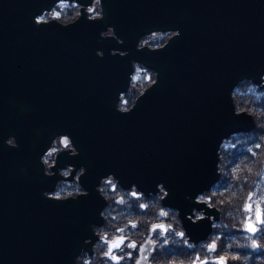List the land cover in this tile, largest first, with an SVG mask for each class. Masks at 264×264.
I'll return each instance as SVG.
<instances>
[{
  "label": "water",
  "instance_id": "water-1",
  "mask_svg": "<svg viewBox=\"0 0 264 264\" xmlns=\"http://www.w3.org/2000/svg\"><path fill=\"white\" fill-rule=\"evenodd\" d=\"M56 2L0 0V264H73L102 205L93 188L57 203L28 185L40 175V153L31 156L25 140L16 149L2 144L3 115L22 101L36 129H46V142L67 131L81 157L90 155L86 184L108 172L147 192L164 183L165 201L180 208L184 224L195 204L187 197L219 179L223 141L253 129L250 118L233 114L229 94L242 79L259 84L264 75V0H103V20L37 27L32 17ZM107 26L123 45L100 40ZM156 29L181 36L163 51H137L138 38ZM114 49L129 54L112 56ZM133 60L159 80L121 115L113 105L128 87ZM200 229L188 220L191 234H204Z\"/></svg>",
  "mask_w": 264,
  "mask_h": 264
},
{
  "label": "clouds",
  "instance_id": "clouds-1",
  "mask_svg": "<svg viewBox=\"0 0 264 264\" xmlns=\"http://www.w3.org/2000/svg\"><path fill=\"white\" fill-rule=\"evenodd\" d=\"M95 22L104 19L103 0H57L50 8L32 17L37 27L58 25L68 28L81 19ZM179 29L152 30L138 38L137 51H163L172 40L179 38ZM100 40L113 39L123 45L114 26L99 33ZM129 53L118 49L110 55L125 57ZM103 59L104 52L97 49ZM132 72L126 91L118 93L114 109L130 115L138 102L157 85L159 73L140 61L131 62ZM259 84L244 78L229 94L233 114L251 119V135L237 140L246 150L235 162L217 152L216 175L224 182L220 188L209 187L192 199L201 208H193L186 219L193 224L207 220L210 230L200 241H193L184 227L179 209L164 203L169 191L164 183L155 192L145 193L136 184L125 188L114 173L99 178L98 196L104 201L99 211L101 223L89 225L91 237L74 257L73 264H264V75ZM8 148H19L17 138L3 140ZM79 155L72 137L55 135L40 156L43 175L59 176L51 191L42 196L57 203L77 201L89 192L81 178L84 166L66 164L58 167L59 157ZM214 212L215 215L209 213ZM176 249V251H168Z\"/></svg>",
  "mask_w": 264,
  "mask_h": 264
},
{
  "label": "flooded vegetation",
  "instance_id": "flooded-vegetation-1",
  "mask_svg": "<svg viewBox=\"0 0 264 264\" xmlns=\"http://www.w3.org/2000/svg\"><path fill=\"white\" fill-rule=\"evenodd\" d=\"M23 105L21 106V109L17 110L16 107H12L10 109V118L13 116L15 117L16 119H14L13 121V124L12 126L9 124L8 122V125H7V131H6V135L4 137V139H6L9 135H13L17 138V141L19 143V147L22 145V142L25 140L26 143H23L24 145H26L28 148V153H30L31 156H33L34 154V150L38 151L40 154L38 156V161L40 162V156L43 154V152L46 150V148L48 147L51 139L57 135V134H68L70 135L67 131H64V132H55L51 139H49V141L46 142V139L48 138V133L45 132L46 129H44V131L41 129H36V124H33V122L31 120H29V117H28V114H27V109L26 111H23ZM7 122V121H6ZM20 122H22L21 126H17ZM2 125H4V123H2ZM43 125V124H42ZM45 126V125H44ZM46 127V126H45ZM240 134L242 133H249V132H239ZM239 133H236V134H239ZM34 136L35 137H39V139L41 138V141L39 143H34ZM71 136V135H70ZM229 138V137H228ZM73 139V138H72ZM74 141V140H73ZM3 142V141H2ZM3 144V143H2ZM76 148L79 150V155L76 156V157H70L68 156L67 154H63L59 157V160H58V167L59 168H63L66 164H70V165H74L76 168H79L81 166H84L87 171H88V163L89 160H90V155L88 157H85V158H82L81 157V154H82V148L80 146V144L77 142V144L74 142ZM238 148H241V147H238ZM241 152H243V148H241ZM90 151V150H89ZM238 151V150H237ZM245 152H243L244 154ZM242 154V155H243ZM28 155V154H27ZM32 160V159H30ZM234 162V161H233ZM87 173V172H86ZM109 173H114L116 175V177L120 180L121 182V185L125 188H128L130 185L132 184H136L139 186L140 190L145 192L146 194L149 193V192H155L153 190L147 192L144 190V188L142 189V187L138 184V183H135V182H130V181H127V180H124L122 179L116 172H108L106 174H102L100 177L102 176H106L107 174ZM39 179L36 181V182H39V187H41V190L42 192L47 190V191H51L52 188H53V185L56 183L57 180L60 179V177L57 175V176H54L52 178H49V177H46L43 175V166L41 165L40 167V175L38 177ZM91 179V178H90ZM99 181V179H98ZM81 182L83 184V187L90 193L91 192V189L90 188H93V189H96V186L98 184V182L95 180V181H91V183H87L86 181V178L85 176L81 178ZM222 180L221 179H218V181L211 187H214V188H220L222 187L223 185L221 184ZM102 200V199H101ZM164 203L172 208H176V209H179L180 208L176 205H172V203H168L166 201H164ZM104 205V201L102 200V205H101V208L102 206ZM188 206V205H187ZM203 206H199V205H196V204H193L192 206V209L193 208H201ZM100 208V209H101ZM187 208V207H186ZM181 212V218L183 219V216H182V211L180 210ZM185 217L186 215L188 214H191V212L188 213V210H186L185 212ZM210 215H215L214 212H211L209 213ZM102 221L99 219L98 221L94 222V223H101ZM191 222V221H190ZM183 223H184V220H183ZM93 224V223H92ZM192 224V227L193 226H196L198 228H201V232L204 233V234H201L199 236H196V235H193L190 233V231L188 230V220L186 221V224H184V227L187 229V233L188 235L192 238L193 241H200L202 239H204L206 237V235L208 234L209 230H210V226H209V222L207 220L205 221H202V222H199L197 224ZM192 229V228H191ZM192 231V230H191ZM195 232V231H194ZM197 232V231H196ZM93 240L95 239V237L93 236H90ZM89 238V237H88ZM87 239V238H86ZM83 246V244H82ZM81 246V247H82ZM81 249V248H80ZM168 251H176V249H169ZM79 253V252H78ZM257 254H260V255H264V253H257Z\"/></svg>",
  "mask_w": 264,
  "mask_h": 264
},
{
  "label": "rangeland",
  "instance_id": "rangeland-1",
  "mask_svg": "<svg viewBox=\"0 0 264 264\" xmlns=\"http://www.w3.org/2000/svg\"><path fill=\"white\" fill-rule=\"evenodd\" d=\"M152 31V30H151ZM147 33V32H146ZM144 35V34H143ZM142 63V62H141ZM143 64V63H142ZM145 65V64H143ZM146 66V65H145ZM149 68V67H148ZM151 69V68H149ZM243 80V79H242ZM239 133V132H238ZM251 135V130L249 131V133H242V134H232L229 138H226L224 141H223V145H222V148H221V156L223 158H226V159H230L231 161H236L242 154L243 152H245L246 150V145H243V144H237L236 147H233V145L235 144V142L237 140H240L242 138H245V137H248ZM238 147H241L243 148V152H241V148H238ZM238 150V151H237ZM220 179V178H219ZM223 181L221 182V184L223 185Z\"/></svg>",
  "mask_w": 264,
  "mask_h": 264
},
{
  "label": "bare ground",
  "instance_id": "bare-ground-1",
  "mask_svg": "<svg viewBox=\"0 0 264 264\" xmlns=\"http://www.w3.org/2000/svg\"><path fill=\"white\" fill-rule=\"evenodd\" d=\"M18 103H19V102H18ZM22 105L24 106V107H23V109H24L23 111H26V109H27V105L24 104V101H22V103H20L18 106H16L17 110L21 109V106H22ZM7 115H8V112H7L6 114L4 113V115H3V116H4V119H5L6 121L9 120L8 122H9V124L12 126L13 121H14V119H16V118L13 117V116L10 118V116L7 117ZM9 118H10V119H9ZM2 122H3V121L0 120V124H1ZM21 124H22V122H20L17 126L20 127ZM24 155L26 156V154H24ZM23 158H24V157H23ZM21 167H22V170H23V171H24V170H27V171H28V169H30V168L27 169V167H25V166H21ZM25 168H26V169H25ZM29 172H31V171L29 170ZM38 179H39V178H33L32 181H31L32 183H30V182L27 180L28 185L31 186V187L33 188L32 190H35V188L38 187L39 182H36Z\"/></svg>",
  "mask_w": 264,
  "mask_h": 264
}]
</instances>
